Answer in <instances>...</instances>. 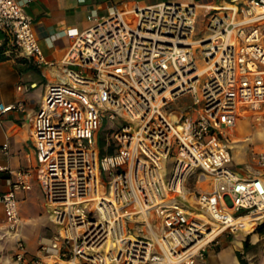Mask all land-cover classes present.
<instances>
[{"label":"built area","instance_id":"built-area-1","mask_svg":"<svg viewBox=\"0 0 264 264\" xmlns=\"http://www.w3.org/2000/svg\"><path fill=\"white\" fill-rule=\"evenodd\" d=\"M91 15L58 64L46 59L24 5L0 0V28L13 46L59 69L32 119L36 165H0L11 260L193 264L220 235L241 230L240 216L258 214L252 230L264 222V148H251L256 169L241 174L230 147L239 118L264 116V0L166 1ZM185 94L188 103L168 109ZM16 106L0 103V114ZM108 121L100 155L97 132ZM33 177L54 225L35 254L19 214Z\"/></svg>","mask_w":264,"mask_h":264},{"label":"crops","instance_id":"crops-1","mask_svg":"<svg viewBox=\"0 0 264 264\" xmlns=\"http://www.w3.org/2000/svg\"><path fill=\"white\" fill-rule=\"evenodd\" d=\"M166 1L183 3L216 4L220 0H19L24 5L26 14L31 19V25L37 42L46 59L60 63L76 33L86 29L93 23L92 13L105 15L111 7L127 9L132 6L154 5ZM4 44L5 58L0 60V103L13 104V109L0 114V165L12 169L19 167L33 168L36 158L30 142L31 125L35 111L39 107L45 85L53 81L59 69L47 65H38L19 53L13 46L12 37L0 28V44ZM21 86V89H17ZM238 123V121H237ZM232 134L230 147L233 165H241L246 170L241 174L252 173L256 169L252 158L251 163L244 162L238 153H233L231 142L247 138L246 134ZM255 149L264 146L253 147ZM244 162V163H243ZM264 176V168L261 169ZM1 181V188L5 184ZM19 214L23 221L22 236L29 253L35 254L38 239L50 236L54 225L50 222L45 207L44 197L37 181L31 179V188L19 194ZM254 218L242 219L241 228L248 231ZM5 230L3 208L0 205V237ZM230 233L220 235L216 242L206 246L201 255L203 264H239L235 251H242L244 237ZM226 235V236H224ZM250 247L245 257L252 264H264V229L247 233ZM6 264H34L31 261ZM194 263V262H193Z\"/></svg>","mask_w":264,"mask_h":264},{"label":"rangeland","instance_id":"rangeland-1","mask_svg":"<svg viewBox=\"0 0 264 264\" xmlns=\"http://www.w3.org/2000/svg\"><path fill=\"white\" fill-rule=\"evenodd\" d=\"M199 25H197V29L199 30ZM194 59L196 62V65L201 68L204 66V60L200 57L199 52L197 50L194 51ZM190 100L189 94H185L177 98L175 101L169 104L168 109H177L181 106L188 103ZM111 125V121H108L105 123L102 128H100L97 132V136L104 135L109 126ZM121 125V121L117 118L115 120V123L113 124V131L110 132L111 135H113L114 131L118 129V127ZM103 132V133H102ZM246 134L248 137L243 138V140H237L235 142H231L232 145V151L233 153H238L239 156H242L244 158V162L251 163V148L256 146H264V116L256 118L255 115H251L246 118H239L237 123V129L235 131V135L237 134ZM232 138V136H231ZM243 162V163H244ZM236 170L239 173H242L243 170L245 171L246 168L237 165ZM255 229H253L251 232H254ZM232 235H238L240 237H246L247 232L243 230H238L234 233H230L225 238H230ZM226 236V235H224ZM12 252V241L4 235V232L2 236L0 237V264H6V260L10 259V254ZM193 264H203L201 259H198L197 261H194Z\"/></svg>","mask_w":264,"mask_h":264},{"label":"trees","instance_id":"trees-1","mask_svg":"<svg viewBox=\"0 0 264 264\" xmlns=\"http://www.w3.org/2000/svg\"><path fill=\"white\" fill-rule=\"evenodd\" d=\"M4 44L1 43L0 44V60L5 58V55L3 53L4 49ZM97 144L99 147V153L100 155L105 153V149H104V143H103V139L102 136H97ZM111 149L109 148V151ZM252 226L253 224L250 226L248 231L252 230ZM264 229V222H262L261 224L257 225L255 228V231H259ZM250 244H249V240H248V235H246V237L244 238L243 242H242V251L236 250L235 254L236 257L238 259L239 264H252L246 257H245V252L249 249Z\"/></svg>","mask_w":264,"mask_h":264},{"label":"bare ground","instance_id":"bare-ground-1","mask_svg":"<svg viewBox=\"0 0 264 264\" xmlns=\"http://www.w3.org/2000/svg\"><path fill=\"white\" fill-rule=\"evenodd\" d=\"M258 216V214H251V215H244V216H240L239 218H237L235 221H234V223L236 224V226L238 227V228H240L241 230H243L242 228H241V225H242V223H241V221H242V219H246V218H248V217H252V218H256ZM220 231H217V230H213L212 232H210L207 236H208V239H210L212 236H215V235H217L218 233H219ZM204 241L205 240H199L193 247L194 248H197L199 245H201L202 243H204Z\"/></svg>","mask_w":264,"mask_h":264}]
</instances>
